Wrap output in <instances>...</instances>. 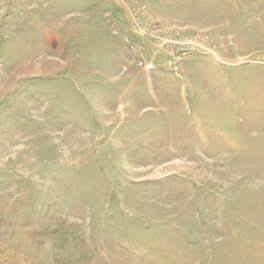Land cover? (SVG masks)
Returning a JSON list of instances; mask_svg holds the SVG:
<instances>
[{
  "label": "rangeland",
  "instance_id": "1",
  "mask_svg": "<svg viewBox=\"0 0 264 264\" xmlns=\"http://www.w3.org/2000/svg\"><path fill=\"white\" fill-rule=\"evenodd\" d=\"M126 1L0 0V264H264V0Z\"/></svg>",
  "mask_w": 264,
  "mask_h": 264
},
{
  "label": "built area",
  "instance_id": "2",
  "mask_svg": "<svg viewBox=\"0 0 264 264\" xmlns=\"http://www.w3.org/2000/svg\"><path fill=\"white\" fill-rule=\"evenodd\" d=\"M135 2L130 3L127 0V5L123 3L129 16L126 21L111 12L104 15L110 21L112 32L122 37L125 50L135 55L133 59L140 60L137 68L151 71L155 68V63H161L168 69L177 71L178 62L193 53L194 49L200 48L198 41L192 40L199 38L198 34L188 37L180 33L172 35L162 31L163 29L158 23L148 25L146 20L149 21V18L145 12V6L138 0ZM150 42L157 44L158 49L165 55L164 59L161 58L162 54H157L159 56L150 60L146 59L147 57H140L143 56V45Z\"/></svg>",
  "mask_w": 264,
  "mask_h": 264
},
{
  "label": "crops",
  "instance_id": "3",
  "mask_svg": "<svg viewBox=\"0 0 264 264\" xmlns=\"http://www.w3.org/2000/svg\"><path fill=\"white\" fill-rule=\"evenodd\" d=\"M129 62H130V64L133 66L134 64V62H133V60H132V57L128 60Z\"/></svg>",
  "mask_w": 264,
  "mask_h": 264
}]
</instances>
